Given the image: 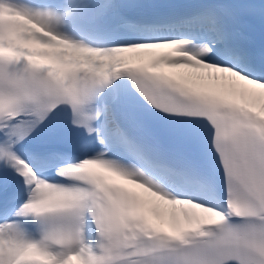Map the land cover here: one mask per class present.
Here are the masks:
<instances>
[{"label":"snow or ice","instance_id":"1","mask_svg":"<svg viewBox=\"0 0 264 264\" xmlns=\"http://www.w3.org/2000/svg\"><path fill=\"white\" fill-rule=\"evenodd\" d=\"M0 264H264V0H0Z\"/></svg>","mask_w":264,"mask_h":264}]
</instances>
